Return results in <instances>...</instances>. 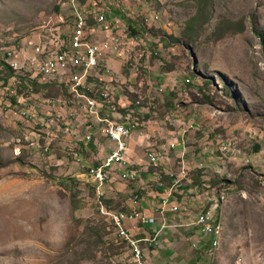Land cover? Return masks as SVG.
<instances>
[{
	"label": "rangeland",
	"instance_id": "rangeland-1",
	"mask_svg": "<svg viewBox=\"0 0 264 264\" xmlns=\"http://www.w3.org/2000/svg\"><path fill=\"white\" fill-rule=\"evenodd\" d=\"M66 2L0 0V78L10 71L3 65V47L16 46L25 60L27 40L47 41L57 30H68V19H60ZM135 24L137 32L160 36L163 52L149 62L147 41L123 31L133 38L121 73L130 71L127 82L136 84L122 83L123 95L175 101L170 118L181 117L192 126L184 136L176 133L180 141L175 137L178 147L172 155L179 160L176 155L183 151L192 167L203 148L209 166L196 193L184 192L209 201L224 194L216 209L221 216L214 257L193 249L185 264H264V0H181L165 9L160 22L147 27L140 19ZM218 26L225 28L220 35ZM134 55L138 59L131 70ZM119 79L112 74L113 81ZM19 87L25 89L23 83ZM50 91L55 95L58 89ZM140 108L148 110L147 105ZM5 110L0 106V264H129L125 243L97 208L93 184L66 154L69 142L60 143V137L43 154L41 147L29 146L36 144L40 124L18 127L14 114ZM137 112L133 126L143 127ZM222 139L234 144L233 159H226L230 148L220 149L217 157L215 146ZM148 152L154 156V149ZM169 156L172 161L171 152ZM214 178L219 184L211 183ZM191 213L185 220L194 219ZM158 216L156 212L155 222ZM186 247H180L182 254Z\"/></svg>",
	"mask_w": 264,
	"mask_h": 264
},
{
	"label": "built area",
	"instance_id": "built-area-1",
	"mask_svg": "<svg viewBox=\"0 0 264 264\" xmlns=\"http://www.w3.org/2000/svg\"><path fill=\"white\" fill-rule=\"evenodd\" d=\"M178 1L181 0L100 1L98 15L105 16V23L90 25L89 0H67L60 19L64 17L68 19V30L61 33L57 30L47 41L45 39L27 40L29 52L32 56H36L35 65L23 63L22 58L14 55L13 46L10 54L4 58V61H12V65H22V70H30L29 78H21V74L17 75L18 85L8 86L7 80L0 81V85H7V115L15 114L18 127L28 129L34 125V121H41L36 144L29 146L37 145L45 154L50 150L49 145L63 136L71 137L72 143L75 141L87 143L94 136V125L99 126V132L113 142L108 153L96 163L87 160L71 144L68 145L66 154L71 157L75 170L77 169L93 184L97 208L99 212L106 215L116 236L125 243L129 264H146V261L140 245L141 239L135 237L127 228V224L132 221L144 225L153 224L155 223L154 214L148 215L143 209L137 207V194L133 195L131 207L127 210H113L103 201H97V194H104L105 198V186L114 170L120 171L119 177L122 180L135 179L136 172L127 168L131 161L126 155L128 139L134 132L145 134L143 127L133 126V115L137 114L136 111L124 110L129 102L112 101V91H116L115 83L133 86V82L132 84L127 82L132 80L130 71L120 73V56L127 46L118 40V32L129 31L128 21L137 22L142 19L149 27L163 20L165 9ZM131 5L135 7L132 8ZM133 34L147 41L148 59L151 55L155 56L162 51L160 36H155L148 31ZM53 40H60V48H53ZM32 42H39V53H32ZM44 47H51L52 64L43 63ZM137 59L138 56L134 55L131 70ZM111 60L117 61L116 68L112 66ZM112 74L118 75L120 79L113 81ZM95 77L105 83L102 85L101 82L96 81ZM22 83L25 89L20 91L19 85ZM50 86L64 87L63 97L46 96L45 92L49 90L46 87ZM132 86L129 87L132 88ZM17 95H24V102H17ZM79 103L87 104V114H79ZM134 103L139 104V99L135 98ZM43 104L48 105L49 109L44 110ZM58 115H65V127H58ZM174 146V141H171L156 145L154 148L148 147V149H154V156H147V149L144 152L146 166L158 167L160 173L172 179L173 185L164 189L156 202L155 213L160 215L166 212H178L180 205L171 202L170 197L175 191V184L177 185L188 171V166L184 163H181L177 173L169 168L171 163L169 153ZM223 148H230V156L226 159H233L234 144L227 143L224 139L219 140L215 146L218 158L219 150ZM243 160L249 159L243 158ZM196 167H207L203 158L197 160ZM159 178L160 175H158ZM223 195L220 194L216 199H211L207 206H200L199 212L194 216L193 224L197 227L200 238L197 242L203 245V251L209 259H211L209 238L212 236L213 219L216 218L218 200L223 198ZM191 246L195 248V243L191 242Z\"/></svg>",
	"mask_w": 264,
	"mask_h": 264
},
{
	"label": "crops",
	"instance_id": "crops-1",
	"mask_svg": "<svg viewBox=\"0 0 264 264\" xmlns=\"http://www.w3.org/2000/svg\"><path fill=\"white\" fill-rule=\"evenodd\" d=\"M89 13L92 15L93 23L90 25H98L100 23L99 19L103 18V23H105V16H99V6L100 1H106V0H89ZM94 2V3H93ZM132 8H134V5H131ZM93 7V8H92ZM113 14H117L116 12H113ZM98 15V17H97ZM102 21V20H101ZM129 25L132 24L135 28H137V25L135 22L128 21ZM160 22V21H159ZM132 36H127V38H130ZM133 38V37H132ZM54 44H59L60 40H55L53 42ZM38 43H35L36 45ZM130 44V42H129ZM128 43H125V45L129 46ZM27 46V45H26ZM25 46V47H26ZM24 54L27 56H30L31 54H27L30 51V48L27 46L25 49H23ZM128 53L127 50L124 49L120 56V63L127 62ZM111 64L114 68L117 67V61L111 60ZM151 65V64H150ZM122 68H120V73ZM99 83L101 82L102 85L105 83L103 80H97ZM104 79H107V77H104ZM136 85V84H134ZM133 85V86H134ZM121 86V89H120ZM118 85V83H115V90L112 91V99L114 101H121L123 103L132 100L127 99L123 93H126L127 90H123L122 83ZM136 87V86H135ZM49 88V87H46ZM58 89L55 96L59 95L63 96L64 87H55ZM140 89H144V86H142ZM120 91V92H119ZM118 92V94H117ZM117 94V97H116ZM46 96H52L45 92ZM138 96H136L137 98ZM85 104V103H83ZM156 107L152 108L151 110H146L142 108H137L139 111L140 117L143 121V128L145 131V134H139L138 132H134L131 137L128 139L127 144V150L126 155L133 163L132 166H128L127 168L129 170H134L136 172V177L134 180H122L119 177V170H114L111 172V177L109 182L105 186V202L106 205L113 210H127L131 207L132 198L134 194L138 195L137 199V207L143 209L148 215L155 214V205L159 198V195L166 189L167 187L173 185L172 179L168 175H164L160 173V168L158 167H151L146 166V159H145V149L154 148L159 143H164L165 140H168V142L174 141L175 137L176 140L180 141V138L176 136V133L179 132L182 136H184L185 132L187 131V128H189V125L192 126V124L187 123V121H184L181 117H178L176 119L170 118L172 115L170 113V108L173 105L174 108L177 107L175 101L173 102H167L163 99L156 103ZM169 107V109L167 108ZM42 108L44 110L49 109V106L46 104L42 105ZM79 110L83 111L79 108ZM125 110V109H124ZM79 114H87L83 111ZM177 114V113H176ZM61 116L60 120L63 127H65V115H58V117ZM15 119V114L12 117ZM16 120V119H15ZM174 121H177L175 123ZM181 125L186 126L181 127ZM60 126V124L58 125ZM61 127V126H60ZM165 127V130H164ZM183 132V133H182ZM30 135V134H29ZM28 134H25V136L30 137ZM177 135H179L177 133ZM69 136H63L61 137L60 143H68L72 146L76 147L80 153L90 162H97V159H102L109 151L110 147L112 146V141L108 139L106 136H104L102 133L99 132V126L94 125V136L92 138V141H89L87 143H84L82 141H75L74 143L70 142L72 139ZM164 139V140H163ZM165 142V143H168ZM84 143V144H83ZM179 143V142H178ZM81 146V147H80ZM175 147V146H174ZM171 149V157L172 161L170 163L169 168L172 169L175 173H177L180 169L181 163H184L188 166V171L186 176H184L180 182L175 184L174 188L175 191L172 192V196L170 197V201L174 203H178L180 205V208H178V213H171L166 212L164 215H160L157 217V221L153 224L144 225L140 222H129L127 224V228L135 235V237L141 239L140 245L143 248V256L145 258L146 264H185L188 262V259L191 255V252L193 249H196V251H203V245L201 243L197 242V239H199V234L197 231V227L193 224L195 219V214L192 208H197V210L200 209V206L202 207L204 204L205 206L209 204V200H205L206 198L203 197L201 194L198 195L199 197L197 200L194 198L193 193H196L195 187L188 186L189 179L188 178V172L190 173L191 169H195L196 162L198 159L203 158L205 156V153L203 151V148H200V150L196 153V156L194 158V164H192V167L189 166L188 162L185 161L183 156H185L184 152H179V154L176 155V157L179 158V160H176L174 158V155H172ZM177 146L175 149H177ZM145 148V149H144ZM174 149V150H175ZM143 153H142V152ZM142 153V154H141ZM175 153V152H174ZM180 162V165L178 164ZM209 167V166H207ZM202 169L204 171L203 179L205 180L206 173L205 171L209 170L207 168H197ZM213 171V170H212ZM158 175L165 176L167 179L169 178V182L166 183L163 180L159 182L157 181ZM161 183V184H158ZM186 185V186H185ZM184 188V189H182ZM189 190H192V194H187ZM187 196H185V195ZM190 195V196H189ZM104 198V194H103ZM202 200L206 202H201ZM193 215L192 220H185L186 217H189V213ZM218 213V211L216 212ZM219 214L221 216V211H219ZM223 222V221H222ZM224 227V224H223ZM202 238V236H200ZM203 241V240H202ZM190 242V245H188ZM191 242L195 243V248L191 246ZM186 244L187 247L184 250V254H182L183 251H180V247ZM177 256L176 255V252ZM198 262V261H197Z\"/></svg>",
	"mask_w": 264,
	"mask_h": 264
},
{
	"label": "bare ground",
	"instance_id": "bare-ground-1",
	"mask_svg": "<svg viewBox=\"0 0 264 264\" xmlns=\"http://www.w3.org/2000/svg\"><path fill=\"white\" fill-rule=\"evenodd\" d=\"M92 1V0H91ZM90 2V1H89ZM94 3V2H93ZM93 8V7H92ZM127 33H124L123 31L118 32V40H120L123 44L130 42L129 46L132 43L131 38H127ZM133 45V44H132ZM13 46L14 49V55L21 58V51L14 45H8L3 47L2 55L4 58H7V56L10 54V49ZM134 46V45H133ZM53 48H60L59 44L53 43ZM32 53H39V45L33 46V52ZM1 57V58H3ZM139 57H141V54H139ZM3 58V60H4ZM23 63H28V65H35L36 64V56L30 55L29 58L23 60ZM43 63L44 64H52V54H51V47H44V53H43ZM6 65L11 73L4 77L0 78V81H6L8 86H15L18 85V76L21 74V78H29L30 77V70H22V65H12V61H4V64ZM7 85H0V106L5 107L7 110ZM113 96V95H112ZM63 97V96H61ZM112 101H114L112 99ZM17 102H24V95H17ZM79 108L86 112L87 110V104L79 103ZM4 110V108H2ZM5 110V112H6ZM83 113V111L79 110ZM61 117V116H59ZM62 120L61 118H59ZM38 122L41 126V121H34ZM61 123V121L58 120V125ZM62 127V124H60ZM58 126V127H60ZM26 133V132H25ZM26 139H30L31 137H27L24 135ZM227 148H223L222 150H226ZM148 156H153L152 152H148ZM103 194H97V201H101ZM224 200L223 198H220V201ZM219 238H220V220H219V212L216 214V218L213 219V225H212V236L209 238V253L211 257H214L216 250L219 245Z\"/></svg>",
	"mask_w": 264,
	"mask_h": 264
},
{
	"label": "trees",
	"instance_id": "trees-1",
	"mask_svg": "<svg viewBox=\"0 0 264 264\" xmlns=\"http://www.w3.org/2000/svg\"><path fill=\"white\" fill-rule=\"evenodd\" d=\"M201 13V12H200ZM133 22V21H132ZM128 29H129V32H130V34H133V33H135V32H137V30H136V28L132 25V24H130L129 25V27H128ZM224 27H222V26H218L217 27V30L215 31V33L217 34V35H220V34H222L223 32H224ZM134 35V34H133ZM135 36V35H134ZM163 52V51H162ZM159 53H161V52H159ZM157 55V54H156ZM155 55V56H156ZM155 56H153V55H151V57L149 58V62H151L152 63V61L154 60V57ZM162 68H163V66H162ZM170 69H172V67H170ZM125 70L127 71L128 70V66H126V68H125ZM11 73V71H9L8 72V75ZM50 88H53V90H51ZM144 88L146 89L147 88V86L146 85H144ZM51 90V91H50ZM64 90V89H63ZM49 91L51 92V93H54L55 92V87H53V86H50L49 87ZM48 91V92H49ZM53 91V92H52ZM49 95H51V94H49ZM56 97V96H55ZM129 102V104H128V106L126 107V108H124L125 110H127V109H133V110H135L136 111V113L138 114V112H137V108H139V107H141V106H144V105H147V108H148V110H151L152 108H154V107H156V103H159L160 101L157 99V97H153V99L150 101L149 100V98L147 97V96H144L143 97V99L140 101V103L139 104H135L134 103V100H129L128 101ZM139 118V117H138ZM141 118V117H140ZM139 118V119H140ZM140 120H142V118L140 119ZM255 151H257L258 149H259V146L258 145H255ZM204 169V168H203ZM203 175H204V171L202 170V169H197V168H195V169H191L190 170V173L188 172V178L187 179H189V184H187L188 186H191V187H195V188H197V186H198V184H204L203 183V181H205L204 179H203ZM159 180L160 181H164V182H166V183H168L169 182V178L167 179L165 176H161L159 179H158V177H157V181L159 182ZM211 183L212 184H219V180H215V178H214V180H212L211 181ZM103 202H104V204L106 205V202H105V198H104V200H103ZM219 205V204H218ZM107 206V205H106ZM108 207V206H107ZM112 225V224H111ZM113 227V226H112Z\"/></svg>",
	"mask_w": 264,
	"mask_h": 264
}]
</instances>
